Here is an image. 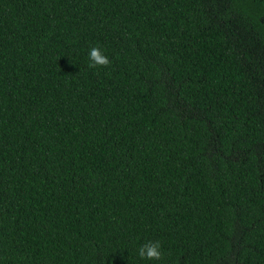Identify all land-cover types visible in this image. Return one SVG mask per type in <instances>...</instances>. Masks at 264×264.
Wrapping results in <instances>:
<instances>
[{
	"label": "trees",
	"instance_id": "16d2710c",
	"mask_svg": "<svg viewBox=\"0 0 264 264\" xmlns=\"http://www.w3.org/2000/svg\"><path fill=\"white\" fill-rule=\"evenodd\" d=\"M263 17L0 0V264H264Z\"/></svg>",
	"mask_w": 264,
	"mask_h": 264
},
{
	"label": "clouds",
	"instance_id": "9594fccd",
	"mask_svg": "<svg viewBox=\"0 0 264 264\" xmlns=\"http://www.w3.org/2000/svg\"><path fill=\"white\" fill-rule=\"evenodd\" d=\"M89 68H103L110 65L111 61L98 46L89 48L88 50ZM160 241H148L142 244L138 249V255L147 260H161L163 254Z\"/></svg>",
	"mask_w": 264,
	"mask_h": 264
},
{
	"label": "flooded vegetation",
	"instance_id": "af4514ba",
	"mask_svg": "<svg viewBox=\"0 0 264 264\" xmlns=\"http://www.w3.org/2000/svg\"><path fill=\"white\" fill-rule=\"evenodd\" d=\"M263 20H264V17H263Z\"/></svg>",
	"mask_w": 264,
	"mask_h": 264
}]
</instances>
